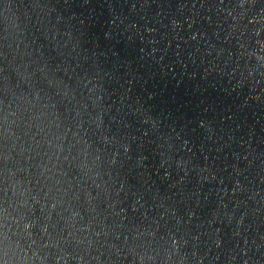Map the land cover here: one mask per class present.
<instances>
[{"label": "water", "instance_id": "1", "mask_svg": "<svg viewBox=\"0 0 264 264\" xmlns=\"http://www.w3.org/2000/svg\"><path fill=\"white\" fill-rule=\"evenodd\" d=\"M0 264H264V0H0Z\"/></svg>", "mask_w": 264, "mask_h": 264}]
</instances>
